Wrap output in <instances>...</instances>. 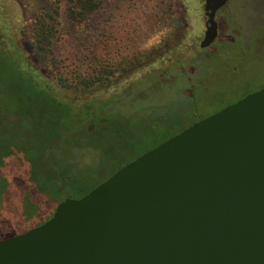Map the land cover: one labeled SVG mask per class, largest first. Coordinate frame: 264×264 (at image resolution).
<instances>
[{"label":"rangeland","instance_id":"374dc122","mask_svg":"<svg viewBox=\"0 0 264 264\" xmlns=\"http://www.w3.org/2000/svg\"><path fill=\"white\" fill-rule=\"evenodd\" d=\"M203 5L102 0L74 27L64 0H0V48L72 106L67 112L48 104L47 91L31 90L24 75L12 77L0 57L1 238L43 223L62 199L81 197L196 117L240 97L246 80L258 85L264 0H228L207 49L199 47ZM41 28L44 42L33 34ZM106 71L112 73L95 82ZM77 120L101 129L85 133Z\"/></svg>","mask_w":264,"mask_h":264},{"label":"water","instance_id":"95a60500","mask_svg":"<svg viewBox=\"0 0 264 264\" xmlns=\"http://www.w3.org/2000/svg\"><path fill=\"white\" fill-rule=\"evenodd\" d=\"M227 1L204 0L200 48ZM0 264H264V87L0 238Z\"/></svg>","mask_w":264,"mask_h":264},{"label":"trees","instance_id":"16d2710c","mask_svg":"<svg viewBox=\"0 0 264 264\" xmlns=\"http://www.w3.org/2000/svg\"><path fill=\"white\" fill-rule=\"evenodd\" d=\"M101 6H102V0H64L63 15L67 19V21L70 23V25L75 27L78 24L85 23L86 21H88L91 14L94 13L99 8H101ZM33 34L35 35V39H37L39 42H44V36L46 34H48V32L45 33L44 29L41 28L40 32H35ZM0 50H1V53H0L1 56L0 57H3L2 61H4L3 64L6 66L4 69L6 72H8V74L10 73V75L14 78L18 77L19 75H24V77H25L24 81L26 82L27 85L29 84V86L31 87V90H33V91L44 90V91L48 92L49 96L46 99V102L48 104H51V102L52 103L57 102V106L62 107V109H64L67 112H69V110L71 112L70 108L72 106L69 103L58 100L49 91V88L41 86L32 74L24 72L22 70H19L17 68L18 66L14 65L13 58L4 49L0 48ZM111 73L112 72L106 71L105 74H103V78L99 76L96 78L95 82H99L100 80L106 79V77H108V75ZM83 82H84V84L89 85L90 83H92L94 81H90V82L83 81ZM81 108H83V110L86 111L87 113L93 112V110H90L89 107H87V108L81 107ZM71 114H73V116H75L74 115L75 113H71ZM101 119H102L101 123H103V121L105 119H103V117ZM77 124L80 127V129L84 130L85 133L89 132V130H94V132H95L97 129H101V125L98 126L92 122L91 123L88 122L86 124L85 122H80V121L78 122V120H77ZM103 130H105V129H103ZM94 186L87 188L86 192H88ZM86 192L80 193L79 196L84 195ZM0 224H1V222H0ZM1 237H3V236L0 234V238Z\"/></svg>","mask_w":264,"mask_h":264},{"label":"flooded vegetation","instance_id":"af4514ba","mask_svg":"<svg viewBox=\"0 0 264 264\" xmlns=\"http://www.w3.org/2000/svg\"><path fill=\"white\" fill-rule=\"evenodd\" d=\"M204 1V0H203ZM224 7V6H223ZM203 10H204V5H203ZM204 17H205V14H204ZM206 19V18H205ZM217 20V19H216ZM217 24H218V34H220V31H221V24H220V21H218L217 20ZM204 25H205V20H204ZM213 44V43H212ZM211 44V45H212ZM210 45V46H211ZM210 46H208V47H206V48H202V49H207V48H209ZM200 47V46H199ZM238 61H242L240 58H238ZM258 75H260V76H263L264 77V73H262V74H258ZM250 84H251V82H250V80L248 79V80H246L245 81V87H246V90H244V92L241 94V96L240 97H238V98H236L235 100H233V101H231V102H228V103H225V104H223V105H221V106H219L217 109H215L214 111H212L211 113H209V114H206V115H203V116H198V117H196L193 121H192V123L193 122H195V121H197V120H199V119H202V118H205V117H207V116H209V115H211V114H213V113H215V112H217V111H219V110H221L222 108H224L225 106H227V105H229V104H231V103H234V102H236L237 100H239V99H241L242 97H244V96H246L247 94H249V93H252V92H254V91H256V90H259V89H261V88H263L264 87V78L258 83V85H256V87H253V88H251L250 87ZM192 123H190V124H192ZM189 124V125H190ZM188 125V126H189ZM187 127V126H186ZM181 131V130H180ZM54 211V210H53ZM53 213V212H52Z\"/></svg>","mask_w":264,"mask_h":264}]
</instances>
